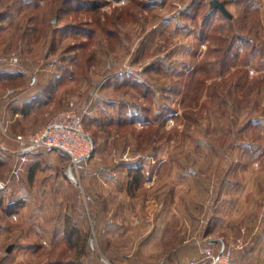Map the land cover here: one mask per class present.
I'll use <instances>...</instances> for the list:
<instances>
[{
  "label": "rangeland",
  "instance_id": "rangeland-1",
  "mask_svg": "<svg viewBox=\"0 0 264 264\" xmlns=\"http://www.w3.org/2000/svg\"><path fill=\"white\" fill-rule=\"evenodd\" d=\"M212 1L0 0V264H264V0Z\"/></svg>",
  "mask_w": 264,
  "mask_h": 264
},
{
  "label": "built area",
  "instance_id": "built-area-1",
  "mask_svg": "<svg viewBox=\"0 0 264 264\" xmlns=\"http://www.w3.org/2000/svg\"><path fill=\"white\" fill-rule=\"evenodd\" d=\"M61 117L52 122L41 134L30 138H19L18 141L21 149L19 154L26 158V155L39 148H44L48 152L64 151L72 157V165L78 168L82 167L83 161L90 154L89 151L81 154L77 152V147L82 142L81 138L85 137L83 119L80 115H76L71 111ZM206 253L218 264L219 258L214 257L210 250Z\"/></svg>",
  "mask_w": 264,
  "mask_h": 264
},
{
  "label": "water",
  "instance_id": "water-1",
  "mask_svg": "<svg viewBox=\"0 0 264 264\" xmlns=\"http://www.w3.org/2000/svg\"><path fill=\"white\" fill-rule=\"evenodd\" d=\"M211 4L215 8L220 9L223 14L230 16V13L228 12V10L226 8V4L224 2H220L219 0H213Z\"/></svg>",
  "mask_w": 264,
  "mask_h": 264
},
{
  "label": "crops",
  "instance_id": "crops-1",
  "mask_svg": "<svg viewBox=\"0 0 264 264\" xmlns=\"http://www.w3.org/2000/svg\"><path fill=\"white\" fill-rule=\"evenodd\" d=\"M16 148V149H15ZM14 150H16L17 151V153L19 152V148H18V146L16 145V147H14ZM16 151H15V153H16Z\"/></svg>",
  "mask_w": 264,
  "mask_h": 264
}]
</instances>
